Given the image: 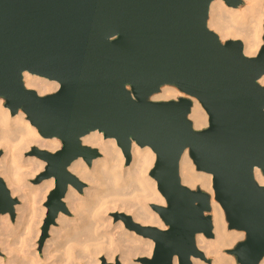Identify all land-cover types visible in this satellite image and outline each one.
I'll use <instances>...</instances> for the list:
<instances>
[{"label": "water", "instance_id": "95a60500", "mask_svg": "<svg viewBox=\"0 0 264 264\" xmlns=\"http://www.w3.org/2000/svg\"><path fill=\"white\" fill-rule=\"evenodd\" d=\"M214 1L0 0V99L12 116L23 111L42 138L62 143L57 152L32 153L47 164L36 183L55 179L45 236L67 210L69 186L83 187L70 165L83 158L91 166L100 156L82 144L98 131L117 141L127 164L133 142L156 154L150 175L166 206L151 209L167 229L119 216L155 243L151 257L136 263L193 264L204 259L197 236L214 238L211 195L181 181L186 151L198 172L212 175L228 229L245 234L226 253L237 264L263 262L264 186L255 170L264 176V34L255 57L240 40L222 42L208 26ZM223 1L235 9L244 3ZM26 72L60 87L41 96L25 86ZM165 86L184 97L152 100ZM192 99L208 115L205 129L189 119ZM18 202L0 177V215L14 216Z\"/></svg>", "mask_w": 264, "mask_h": 264}, {"label": "bare ground", "instance_id": "6f19581e", "mask_svg": "<svg viewBox=\"0 0 264 264\" xmlns=\"http://www.w3.org/2000/svg\"><path fill=\"white\" fill-rule=\"evenodd\" d=\"M244 2L245 6L235 9L227 6L223 0H215L210 7L208 26L222 41L240 40L245 55L255 57L263 45L264 0ZM24 83L41 96L55 93L60 87L55 81L28 72L24 74ZM259 83L264 87V76ZM179 97H184V94L177 88L165 86L152 100L170 101ZM192 101L189 119L195 129L206 128V111L198 100ZM82 144L98 149L100 158L95 159L91 166L79 158L69 167L72 175L89 186L84 191L69 186L64 202L68 212L74 215L73 219L65 213L59 214L56 220L58 227L52 226L50 230L53 239L46 243L42 253L25 250L27 247L23 242H19L22 246H17L13 243L17 233L10 240L14 229L21 228L20 231L17 229L21 235L22 232L29 233L30 221L38 209V202L43 203L55 187L54 178L40 186L29 185L27 177L35 179L36 174L45 168L46 162L36 158L25 159L24 156L33 151V147L57 152L61 149V142L42 138L23 111L12 116L10 109L0 99V149L4 151L0 157V177L12 196L18 195L23 202L22 206L16 207L17 228L11 226L9 215L0 217V236L4 238L0 241L3 247L1 252H6L8 257L7 262L0 258V264H105V260L108 264L117 261L121 264H140L135 259L151 257L155 243L135 230H129L122 221L114 225L109 215L116 211L125 212L132 214L134 221L142 226L167 229L159 215L150 208V205L166 206L157 182L150 176L156 154L151 148H141L133 142L131 161L125 165L126 156L115 139H106L96 131L84 136ZM23 170L26 174L22 175ZM180 176L184 186L191 189L200 186L211 195L215 237L208 239L199 234L197 247L204 253L205 259L211 256L215 258L213 264H236L235 259L223 251L244 239L245 234L228 229L225 212L215 199L212 175L197 172L186 151L180 162ZM255 179L264 186V176L259 169L255 170ZM38 234H34V238ZM193 264L206 263L194 258ZM261 264H264V260Z\"/></svg>", "mask_w": 264, "mask_h": 264}, {"label": "rangeland", "instance_id": "374dc122", "mask_svg": "<svg viewBox=\"0 0 264 264\" xmlns=\"http://www.w3.org/2000/svg\"><path fill=\"white\" fill-rule=\"evenodd\" d=\"M244 1V0H243ZM226 4V3H225ZM246 4H245V2L243 3V5H241L239 8H241V7H243V6H245ZM238 8V9H239ZM263 28H264V26H263ZM263 34H264V32H263ZM262 40H263V37H262ZM222 42H225V41H222ZM3 103H4V106H5V102L3 101ZM10 113H11V111H10ZM193 123V122H192ZM193 126H194V124H193ZM203 129H205V128H203ZM202 130V129H201ZM33 148H35V147H33ZM120 148V147H119ZM61 149H62V143H61ZM60 149V150H61ZM96 150H98V149H96ZM122 150V149H121ZM0 151H2V153H4V151H3V149H0ZM123 151V150H122ZM32 153H33V151H31L30 153H27V154H25V156H24V158L25 159H29V158H36V159H38V160H40L39 158H37V157H35L34 155H32ZM3 155V154H2ZM99 158H100V156H99ZM127 160V159H126ZM42 161V160H41ZM87 164V163H86ZM125 165H128L126 162H125ZM46 166H47V164H46ZM46 166H45V168H46ZM88 166V165H87ZM45 168H43L42 170H40V172H38L37 174H36V177H35V179H31V177H27L28 179H27V181H28V184L29 185H38V186H40L44 181H46V180H43V181H41L40 183H36L37 181H38V177L45 171ZM153 169V168H152ZM195 169H196V166H195ZM24 171V170H23ZM196 171H197V169H196ZM198 172V171H197ZM151 173V172H150ZM201 173H203V172H201ZM22 175L23 174H26V171H24V172H22L21 173ZM206 174V173H205ZM151 176V175H150ZM53 179V178H52ZM55 180V179H54ZM81 183H83V187L81 188V191H84L85 189H87L89 186L87 185V183L85 184V182H82L81 180H79ZM55 188V187H54ZM53 188V189H54ZM197 188H200V186H197L196 188H194L193 190H195V189H197ZM52 189V190H53ZM191 189V188H190ZM200 189H202V188H200ZM203 190V189H202ZM204 191V190H203ZM50 193H51V191H50ZM49 193V194H50ZM49 194H48V196H49ZM209 194V193H208ZM48 196H47V198H46V200L42 203V202H38V205H37V211H36V213L34 214V216H32V218H31V221H30V227H29V233L28 234H23L24 232H22V235H21V233H19V231H20V229L21 228H17L18 227V224H17V218H18V214H17V209H16V207L17 206H22L23 205V202L21 201V199H20V197L17 195V196H15V197H13V198H15V199H17L19 202L14 206V216H12V214L11 213H6V214H2V215H0V217L1 216H5V215H9V217H10V224H11V226H13V228L15 227V228H17V229H14L13 231V233H12V236H11V241L13 240V236H16L17 234V237L15 238V240L13 241V243H15L17 246L19 245V246H22V244L21 243H19V242H23L24 243V245L27 247H24V248H26L25 250H29V251H34V250H37V251H39V252H41L42 253V250L45 248V245H46V243L50 240H52L53 239V236L50 234V230H51V227L52 226H54V227H58V225L56 224V222H55V224H53V225H51L50 227H49V229H48V232H47V235L45 236L44 235V228H45V223H46V220H47V216H48V212H49V210H48V208L46 207V203H47V199H48ZM66 205V204H65ZM67 208V207H66ZM150 208H151V205H150ZM152 210V209H151ZM61 213H65L70 219H73V217H74V215H72L70 212H68V209H67V211L66 212H61ZM127 215V216H130L131 218H132V220H133V222H135L134 221V219H133V215L132 214H127V213H125V212H119V211H116V212H112L110 215H109V217L111 218L112 217V222H113V224L114 225H116L118 222H120V221H122L123 223H124V221L119 217L120 215ZM210 215L212 216V212L210 213ZM226 217V216H225ZM57 220V219H56ZM135 223H137V222H135ZM17 224V225H16ZM125 224V223H124ZM139 224V223H138ZM227 225H228V222H227ZM126 226V225H125ZM127 228V227H126ZM38 230H39V234H38ZM130 230V229H129ZM17 231V232H16ZM36 231V232H35ZM15 233H17V234H15ZM13 234H15V235H13ZM34 234H38V236L36 237V238H34ZM33 235V236H32ZM29 236H30V238H29ZM215 237V236H214ZM28 238V239H27ZM2 239H4V238H2L1 236H0V241L2 240ZM214 239V238H213ZM244 239H245V237H244ZM244 239H242V240H244ZM22 240V241H21ZM34 240V241H33ZM242 240H240V241H242ZM240 241H238V242H240ZM42 242H43V244H42ZM237 242V243H238ZM26 243V244H25ZM236 243V244H237ZM21 244V245H20ZM42 244V245H41ZM235 244V245H236ZM28 245H30L29 247H28ZM234 245V246H235ZM233 246V247H234ZM2 246L0 245V258L2 259H4L6 262H7V260H8V257L6 256L7 255V253L5 252V253H2L1 252V250H3L2 248H1ZM233 247H231V248H233ZM30 248V249H29ZM231 248H229V249H231ZM32 249V250H31ZM199 249V248H198ZM225 254H227L226 253V250H224L223 251ZM205 256V255H204ZM231 256V255H230ZM233 257V256H232ZM42 258H44V256L42 255ZM234 258V257H233ZM198 259H201V258H198ZM214 257L213 256H211V257H209L208 259H201L202 261H204L206 264H213V261H214ZM235 259V258H234ZM136 260V259H135ZM106 261V260H105ZM235 262H236V259H235ZM116 263V262H115ZM115 263H113V264H115ZM237 264V263H236Z\"/></svg>", "mask_w": 264, "mask_h": 264}]
</instances>
